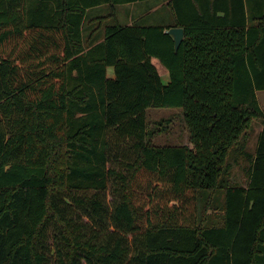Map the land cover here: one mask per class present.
<instances>
[{
	"label": "trees",
	"instance_id": "16d2710c",
	"mask_svg": "<svg viewBox=\"0 0 264 264\" xmlns=\"http://www.w3.org/2000/svg\"><path fill=\"white\" fill-rule=\"evenodd\" d=\"M142 1L0 0V264H264V3Z\"/></svg>",
	"mask_w": 264,
	"mask_h": 264
},
{
	"label": "rangeland",
	"instance_id": "374dc122",
	"mask_svg": "<svg viewBox=\"0 0 264 264\" xmlns=\"http://www.w3.org/2000/svg\"><path fill=\"white\" fill-rule=\"evenodd\" d=\"M167 0H148L142 2L120 4L118 6L119 19L124 23L133 22L137 19L140 14L148 12L154 6L160 5L159 9L154 10L155 12L144 14L140 20L143 23L153 22L158 12H165L166 9L162 5ZM159 10V11H158ZM127 12V13H126ZM153 62L157 65L160 74L165 82L169 80V71L158 58H153ZM109 72L112 74L113 69L109 68ZM258 98L260 104L264 110V90H258ZM147 120L149 128L156 131L153 142L156 144H174L189 142L188 130L185 124L183 110L181 107H149L147 109ZM255 130L252 133V137L249 141V147L251 150L255 149L257 134L262 127V121H254ZM239 178H241V172L238 168L235 169ZM112 199V195L108 194V201ZM87 219V217H85Z\"/></svg>",
	"mask_w": 264,
	"mask_h": 264
},
{
	"label": "crops",
	"instance_id": "0c3cea01",
	"mask_svg": "<svg viewBox=\"0 0 264 264\" xmlns=\"http://www.w3.org/2000/svg\"><path fill=\"white\" fill-rule=\"evenodd\" d=\"M254 7H256V8H258V10H260L261 9V5L264 3V0H254ZM159 6L160 5H156L155 7H153L151 10L153 11V12H155L154 10H157V9H159ZM105 9H107L106 7H105ZM105 9H104V7H103V9L101 10V8H98V9H93V16L92 17H94V21H92V25H93V30H96L97 28H98V24H97V20H99L98 18L100 17L99 15H100V13H102L103 11H105ZM150 9H149V11L148 12H145V13H142V14H140V16H144V14L146 15H148L149 13H151L152 11H151ZM99 11H101L100 13H99ZM159 11V10H158ZM127 13V12H126ZM161 15H163V12L161 11V12H158V15H156V17H155V19L156 18H159ZM152 21H155V20H152ZM153 58H155V57H153ZM157 66V65H156ZM158 68V67H157ZM110 73V72H109ZM110 75H113V72H112V74L110 73ZM262 127H263V125H262ZM262 127L260 128V130L262 129ZM259 130V131H260ZM188 139H189V135H188ZM184 143H188V144H190V142H184Z\"/></svg>",
	"mask_w": 264,
	"mask_h": 264
},
{
	"label": "water",
	"instance_id": "95a60500",
	"mask_svg": "<svg viewBox=\"0 0 264 264\" xmlns=\"http://www.w3.org/2000/svg\"><path fill=\"white\" fill-rule=\"evenodd\" d=\"M168 32L172 34L175 40V47L176 49L179 48L181 42L183 41L185 37V31L183 27L180 26H174L168 29Z\"/></svg>",
	"mask_w": 264,
	"mask_h": 264
}]
</instances>
